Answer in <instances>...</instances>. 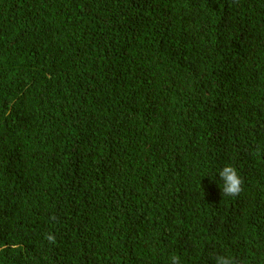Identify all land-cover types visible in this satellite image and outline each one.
Here are the masks:
<instances>
[{
  "label": "trees",
  "instance_id": "1",
  "mask_svg": "<svg viewBox=\"0 0 264 264\" xmlns=\"http://www.w3.org/2000/svg\"><path fill=\"white\" fill-rule=\"evenodd\" d=\"M173 255L264 264V0H0V264Z\"/></svg>",
  "mask_w": 264,
  "mask_h": 264
},
{
  "label": "clouds",
  "instance_id": "2",
  "mask_svg": "<svg viewBox=\"0 0 264 264\" xmlns=\"http://www.w3.org/2000/svg\"><path fill=\"white\" fill-rule=\"evenodd\" d=\"M219 176L223 181L222 195L223 196H238L242 189L243 180L238 173L237 168L232 164H226L219 170ZM55 219V217H53ZM49 242H55V236L52 234L47 235ZM216 264H242L232 256L217 255L215 258ZM171 264H180V259L177 255L171 256Z\"/></svg>",
  "mask_w": 264,
  "mask_h": 264
}]
</instances>
